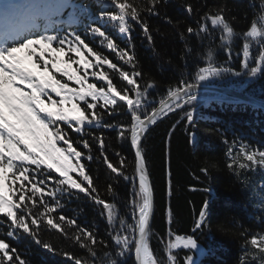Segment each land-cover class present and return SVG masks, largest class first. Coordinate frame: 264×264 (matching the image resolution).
<instances>
[{
	"label": "trees",
	"instance_id": "16d2710c",
	"mask_svg": "<svg viewBox=\"0 0 264 264\" xmlns=\"http://www.w3.org/2000/svg\"><path fill=\"white\" fill-rule=\"evenodd\" d=\"M128 2L136 7L140 19L129 18L130 32L122 34L115 22L100 15L102 11H116L111 0H21L18 4L0 0V46H11L26 36L57 35L71 40L79 35L124 71L141 74L137 77L144 93L138 110L141 118L167 99L170 90L195 83L225 85L264 98V71L255 76L250 72L252 67H264L257 59L261 43L251 41L247 67L243 55L244 33L251 22L259 21L264 15V0H160L153 11L148 10L152 7L151 0ZM3 3L9 5L6 10L1 8ZM221 11L234 29L230 39L209 19ZM71 17L75 21L68 23ZM144 24L148 26L147 33L143 30ZM202 26L206 30L202 31ZM93 27H101L119 49L128 50L134 56L133 62L127 63L120 59L118 52L109 50L103 38L91 31ZM189 27L195 31L189 33ZM73 67L79 65L73 64ZM209 67L219 69V74H208L207 79L199 80L201 70ZM104 70L109 72L118 89L128 88L129 95L136 97L132 86L117 72L107 66ZM90 82L98 87L103 84L95 78H90ZM149 84L154 86L148 87ZM72 86L76 87L74 83ZM201 95L218 96L210 92ZM96 111L102 115L100 123L87 125L83 132L73 131L67 124L60 126L77 150L85 154L81 162L93 179L96 188L93 195L115 206L116 219L110 222L102 205L79 190L61 191L56 199L45 197L49 204L59 201L52 217L58 219L63 215L69 221H76L75 225L61 222L64 233L42 222L36 237L22 231L10 237L7 235L10 221L0 214V239L16 249L26 264H75L76 259L81 264H112L113 261L135 264L134 252L119 255L121 246L114 239L117 234L130 238L135 235L132 228L138 218L133 203L140 202L136 157L130 139L133 113L119 99L115 108L109 106L105 110L98 104ZM189 113L191 121L187 118ZM121 126L123 138L119 136ZM98 137L104 140L103 148ZM83 140L88 141L89 148H84ZM242 149L264 151V108L224 98L187 101L182 109L158 122L147 133L142 151L155 193L149 243L159 264H169L167 246L175 236H193L205 246L208 253L199 264H264V252L250 243L253 237H264V166L248 162ZM88 156L92 159H87ZM105 156L116 166L124 160L123 175L107 167ZM241 163L249 166L241 168ZM204 168L208 169L207 173L202 171ZM51 175L58 176L54 172ZM72 175L78 178V173ZM48 187L59 186L49 182ZM202 210L207 213L205 223L195 229ZM39 211L42 208L34 210L36 214ZM79 229L92 232L97 243L91 245L85 241L88 247H81L73 239ZM134 246L135 241L130 248ZM173 255L177 264H185L187 257L195 259L197 251L180 248L173 250Z\"/></svg>",
	"mask_w": 264,
	"mask_h": 264
},
{
	"label": "snow or ice",
	"instance_id": "6c2138e0",
	"mask_svg": "<svg viewBox=\"0 0 264 264\" xmlns=\"http://www.w3.org/2000/svg\"><path fill=\"white\" fill-rule=\"evenodd\" d=\"M151 2L152 7L148 9L149 11H153L160 0ZM111 3L116 11H102L101 17L115 22L120 33L128 34L130 32L128 20L131 18L138 21L140 19L138 10L128 0L123 2L111 0ZM191 10V6H188V11ZM209 19L213 26L222 28L226 38L230 39L233 36L234 29L222 11L211 15ZM143 30L148 32L146 24L143 25ZM201 30H206V27L202 26ZM91 31L103 38L109 50L118 52L121 60L133 62L134 56L126 49H119L101 27H93ZM187 31L193 33L195 30L189 27ZM244 36V66H248L251 41L261 43L257 59L259 65H264V15L260 16L259 21L251 22ZM83 50H86L93 59L86 56ZM70 53L73 55H69ZM73 64L79 67L74 68ZM104 66L117 72L123 81L132 86L136 94L135 99L129 95L130 89H118L109 72L104 70ZM261 71H264V67L255 66L250 69L252 76ZM219 72L220 70L214 67L205 68L201 70L198 78L203 81L207 79L208 74L218 75ZM140 75L137 71L131 74L124 71L118 64L90 47L79 35H75L71 40L57 35L26 36L11 46H0V214L10 221L8 236H14L17 231H22L36 237L42 222L62 233L64 227L61 222L75 225V220L69 221L63 215L57 219L51 215L59 206V201L57 199L55 204H49L45 197L56 199L61 191L79 190L91 196L96 203L102 205L110 222L116 219L115 206L100 199L98 195H93L96 193L93 179L87 174L85 165L81 162L85 154L77 150L60 125L67 124L73 131L83 132L87 125L100 123L102 115L96 111L98 104L107 110L109 106L115 108L119 99L125 102L129 111L133 113L130 130L131 140L136 146V167L139 174L137 195L140 202L139 204L133 202L138 211V218L132 231L138 233V238L137 235L130 238L128 235L117 234L114 239L116 244L121 246L119 255L123 256L128 251H133L137 264H159L149 243V224L153 210L152 189L144 156L139 148L141 135L147 131L150 124L156 122L158 113L153 111L145 119H141L138 114L144 96L137 80ZM90 78L103 82L102 86L98 87L96 83L90 82ZM73 83L76 87L72 86ZM181 91L179 88L170 90V98L179 100ZM184 91L188 101L196 99L194 95H189L187 90ZM82 104L84 107H81ZM166 110H171V105L167 101H162L160 111ZM187 118L191 121L192 115L189 113ZM119 136L124 137L123 126ZM97 141L103 148V138L98 137ZM61 143L64 146H60ZM82 143L84 148L90 147L87 140H83ZM242 152L244 158L251 164L264 166V151L248 152L242 149ZM87 159L91 160L92 157L88 156ZM104 159L113 173L123 175V159L120 160L119 166L110 162L107 156ZM248 166L239 164L241 168ZM202 171L207 173L208 169L204 168ZM53 172L58 176H52ZM73 173H78V178H74ZM49 182L59 187L49 188ZM111 190L109 186V191ZM38 208H42V211L36 214L34 210ZM206 215V211L202 210L195 229H200L204 225ZM73 239L80 243L81 247H88L85 241L91 245L97 243L95 236L87 229H79ZM133 241L135 246L131 249ZM39 242L37 240V243ZM250 243L264 252V237H253ZM43 246L51 249L48 244ZM198 247L197 240L192 236H175L174 241H170L167 246L169 264H177L173 250L177 248L194 250ZM92 255L95 256L94 251ZM0 264H26V261L9 243L0 239ZM75 264H81V261L76 259ZM112 264L116 262L113 261ZM185 264H195V261L189 256Z\"/></svg>",
	"mask_w": 264,
	"mask_h": 264
},
{
	"label": "water",
	"instance_id": "95a60500",
	"mask_svg": "<svg viewBox=\"0 0 264 264\" xmlns=\"http://www.w3.org/2000/svg\"><path fill=\"white\" fill-rule=\"evenodd\" d=\"M181 89H182V91L180 92V99L179 100H175L173 98H170V96L164 100V101H167V103L171 105V110H166L165 112H161L160 111L161 104H159L153 110V111H157L158 115L156 118V122L154 124H150L148 126L147 131L141 135L139 148H140V151L142 152V154H143L142 143H143L147 133L152 129V127H154L158 122L165 119L166 117H168L172 113H175L176 111L182 109L185 106L186 101H188V96L185 95L184 90H187L189 95H194L197 99H201V100L209 101V100H213L215 98H222V99L224 98L226 101H231V102L238 101V102L248 103V104L255 105L257 107L264 108V98H261L259 96L252 95V94L246 93L242 90H238V89H235V88H232L229 86H225V85L210 84V83H195V84L187 85ZM202 92H210V93L217 94L218 96L216 97V96H211V95H208V96L200 95V93H202ZM177 105H179V107H177ZM141 119H145V117L141 118ZM130 139H131V136H130ZM131 144H132V148H133V151H134L135 157H136V146L133 144L132 140H131ZM143 156H144V154H143ZM144 161H145V168L147 171L148 180H149V183H150V186L152 189V199H153V210H152V215L150 217V224H149V230H150L152 223H153V220H154V215H155V193H154L151 175H150V172H149V169L147 166L145 156H144ZM136 165H137V158H136ZM137 175H138V180H139L138 172H137ZM135 235H137V238H138V233H135ZM194 239H196V238H194ZM197 243H198L199 247L196 249L197 256L194 259L195 264H199L204 259L205 255L208 253L207 249L205 248V246H203V244H201L199 241H197ZM177 249H180V248H177ZM134 260H135V264H137V260H136L135 255H134Z\"/></svg>",
	"mask_w": 264,
	"mask_h": 264
}]
</instances>
